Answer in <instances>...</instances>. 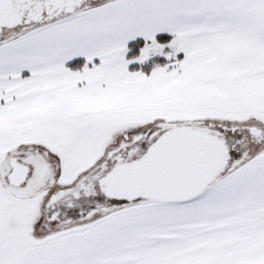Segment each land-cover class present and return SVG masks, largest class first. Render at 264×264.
<instances>
[{
  "label": "snow or ice",
  "instance_id": "1",
  "mask_svg": "<svg viewBox=\"0 0 264 264\" xmlns=\"http://www.w3.org/2000/svg\"><path fill=\"white\" fill-rule=\"evenodd\" d=\"M0 264H264V0H0Z\"/></svg>",
  "mask_w": 264,
  "mask_h": 264
}]
</instances>
